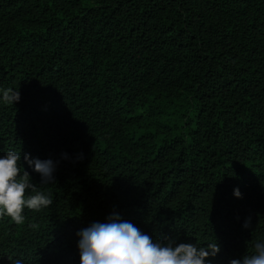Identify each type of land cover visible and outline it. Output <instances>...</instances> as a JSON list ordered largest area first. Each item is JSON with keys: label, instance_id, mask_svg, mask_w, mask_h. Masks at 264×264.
<instances>
[{"label": "trees", "instance_id": "trees-1", "mask_svg": "<svg viewBox=\"0 0 264 264\" xmlns=\"http://www.w3.org/2000/svg\"><path fill=\"white\" fill-rule=\"evenodd\" d=\"M6 88L0 157L52 204L0 216V264H80L77 233L113 215L217 243L207 264L264 241V0H0Z\"/></svg>", "mask_w": 264, "mask_h": 264}, {"label": "clouds", "instance_id": "clouds-1", "mask_svg": "<svg viewBox=\"0 0 264 264\" xmlns=\"http://www.w3.org/2000/svg\"><path fill=\"white\" fill-rule=\"evenodd\" d=\"M2 91V100L6 105L17 103L21 99L20 91L6 88ZM67 158L66 154H62ZM25 161L33 166V170L41 175V183L47 184L53 179L55 163L52 160L29 158ZM19 177V178H18ZM31 190L34 195L26 198ZM233 195L242 198L238 187L233 188ZM52 204L51 195L37 190L27 171L20 174V153L8 151L0 157V216L7 215L17 224L24 219L25 208L40 210ZM251 218L245 219L243 227L248 228ZM78 248L80 264H207L206 258L215 256L220 248L217 243H209L205 247H197L191 243H179L173 246L154 242L142 233L134 224L121 221L118 216L108 218L107 223L95 222L80 230ZM255 254L245 255L242 259H231L229 264H264V241L256 242ZM15 264H21L19 260Z\"/></svg>", "mask_w": 264, "mask_h": 264}]
</instances>
